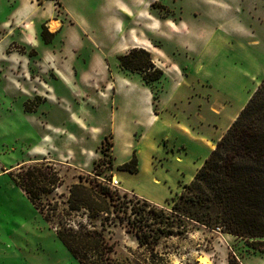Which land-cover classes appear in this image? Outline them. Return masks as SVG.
Instances as JSON below:
<instances>
[{
  "label": "rangeland",
  "instance_id": "374dc122",
  "mask_svg": "<svg viewBox=\"0 0 264 264\" xmlns=\"http://www.w3.org/2000/svg\"><path fill=\"white\" fill-rule=\"evenodd\" d=\"M34 1L35 47L0 44V264H80L8 171L57 157L63 185L52 202L65 205L71 185L98 171L103 181L116 176L114 189L128 198L170 207L207 154L183 133L225 134L264 81V0ZM8 12L0 0V22ZM134 47L165 73L153 85L152 126L139 107L148 85L119 63ZM134 154L138 171L119 170ZM181 228L153 253L126 224L112 222L105 234L114 257L130 263L239 264L232 248L245 254L242 239L189 221Z\"/></svg>",
  "mask_w": 264,
  "mask_h": 264
},
{
  "label": "trees",
  "instance_id": "16d2710c",
  "mask_svg": "<svg viewBox=\"0 0 264 264\" xmlns=\"http://www.w3.org/2000/svg\"><path fill=\"white\" fill-rule=\"evenodd\" d=\"M41 34L47 42L54 36L45 25ZM119 63L122 69L139 72L152 90L165 74L143 47L121 54ZM154 96L156 100L155 92ZM54 163L38 160L8 173L80 264H142L114 257V246L105 234L112 222L126 224L138 236L140 246L151 253L163 237L183 233L185 221L242 239L245 252H264V81L216 142L194 179L168 201L170 207L128 198L127 193L121 194L103 181L98 171L88 183L81 176L71 185L65 205L52 202L51 195L63 185ZM137 165L134 154L118 169L137 172Z\"/></svg>",
  "mask_w": 264,
  "mask_h": 264
},
{
  "label": "crops",
  "instance_id": "0c3cea01",
  "mask_svg": "<svg viewBox=\"0 0 264 264\" xmlns=\"http://www.w3.org/2000/svg\"><path fill=\"white\" fill-rule=\"evenodd\" d=\"M35 4L36 3L34 0H7V7L9 9V12L6 19L0 22V34H1L0 44H5V43L7 44L9 42H14L23 46L35 47L34 41H36V37H33L32 32L33 31L35 32L37 29L33 26L34 27L33 30L31 22L29 21L30 16L34 14ZM21 57L26 58L28 57V55L21 54ZM66 61H67L66 66H68L69 60L66 59ZM19 63H21L20 60ZM58 70H59L58 67H56L55 70H53L54 74L56 75L58 80H60L61 83L66 87L65 82H63L64 75L59 74ZM73 70H75L74 65H73ZM65 78H67L68 81H70V82L67 81V83L70 84L72 82L71 78L69 77V75H67V73L65 75ZM38 94H40V92H38ZM141 94L142 97L140 100L139 107L143 110V113L146 115L145 119L147 123L150 126H152L153 123L155 122L156 116L158 115V112L155 111L154 91L151 89V87L148 86L147 88L143 89ZM68 119L70 122H72V124L78 127V124L76 122L77 119L75 120L72 117H69ZM208 129H209V133L207 135L199 134L198 136H191L190 132H188V134L186 132L183 133V135L187 136L190 139V141L196 143V145L207 151V154H205L204 157L201 159L202 161L199 166H202L205 159L210 155L211 151L215 148L216 142L220 140L224 135V133H219L218 138L213 139L210 134L211 126ZM48 137L52 141L53 137L52 136H48ZM50 140H48L46 137L45 140H43V142L48 143ZM48 159H52L54 160V162L60 161L57 159V157H49ZM36 160L38 159L34 157L33 159H29L24 162L18 163L14 167H18L21 164L30 163ZM232 250L234 251V254L237 257L238 261L240 262L239 264H264V252L257 251V252H250V253L245 252V254H239L233 248Z\"/></svg>",
  "mask_w": 264,
  "mask_h": 264
},
{
  "label": "built area",
  "instance_id": "2783aa9c",
  "mask_svg": "<svg viewBox=\"0 0 264 264\" xmlns=\"http://www.w3.org/2000/svg\"><path fill=\"white\" fill-rule=\"evenodd\" d=\"M109 184H110V186L111 187H113V188H117V187H119V180H117L116 179V176H114L111 180H108L107 181Z\"/></svg>",
  "mask_w": 264,
  "mask_h": 264
},
{
  "label": "bare ground",
  "instance_id": "6f19581e",
  "mask_svg": "<svg viewBox=\"0 0 264 264\" xmlns=\"http://www.w3.org/2000/svg\"><path fill=\"white\" fill-rule=\"evenodd\" d=\"M54 24V23H53ZM118 180V179H117Z\"/></svg>",
  "mask_w": 264,
  "mask_h": 264
}]
</instances>
